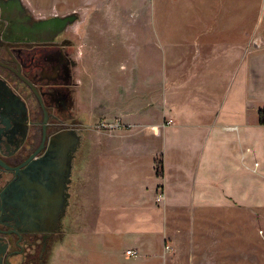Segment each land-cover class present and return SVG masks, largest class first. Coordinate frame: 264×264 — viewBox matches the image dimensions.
Here are the masks:
<instances>
[{
	"label": "rangeland",
	"instance_id": "1",
	"mask_svg": "<svg viewBox=\"0 0 264 264\" xmlns=\"http://www.w3.org/2000/svg\"><path fill=\"white\" fill-rule=\"evenodd\" d=\"M20 1L37 19L76 14L60 38L62 58L78 60L77 68L62 64L63 85L73 109L90 122L75 120L77 226L48 264H264V153L252 160L251 193L225 186L236 180L229 176L232 145L203 150L211 104L241 78L252 119L264 109V0ZM135 103L150 113L147 121L99 127L103 119L124 120L119 113ZM222 122L229 129L230 118ZM167 126L176 139L170 162L181 159L185 173L197 174L188 203L166 198ZM114 141L124 143L108 144ZM150 167L157 183L144 206L138 177H149ZM203 176L226 193L209 183L202 191ZM160 190L164 198L155 201Z\"/></svg>",
	"mask_w": 264,
	"mask_h": 264
},
{
	"label": "flooded vegetation",
	"instance_id": "2",
	"mask_svg": "<svg viewBox=\"0 0 264 264\" xmlns=\"http://www.w3.org/2000/svg\"><path fill=\"white\" fill-rule=\"evenodd\" d=\"M36 20L20 0H0V264H48L77 226L81 117L62 64L78 60L62 58L65 28L35 39Z\"/></svg>",
	"mask_w": 264,
	"mask_h": 264
},
{
	"label": "crops",
	"instance_id": "3",
	"mask_svg": "<svg viewBox=\"0 0 264 264\" xmlns=\"http://www.w3.org/2000/svg\"><path fill=\"white\" fill-rule=\"evenodd\" d=\"M157 77V76H156ZM167 79L169 76H165ZM210 77V76H209ZM140 79V76H138ZM173 80V77H171ZM154 79V76H150V87H157V82ZM156 79V78H155ZM211 79V77H210ZM237 78H235V81ZM155 81V82H154ZM140 87V86H139ZM249 85L247 82V77L245 81L241 78L236 84L231 86L229 94L222 100H218V103L215 104L213 102L212 108L215 110V115L213 120L209 122L206 127L208 128L206 133V139L204 143L203 150L209 145L210 149L217 145V142H228L229 145H232V149L234 148V152H231L230 157L234 160V165L229 167L231 172L229 176L235 175L236 180L227 181V187L237 188V186L241 187L242 191H248L251 189V193L253 191V159L258 158L256 153H264V124L259 123V118L252 119L251 117V110H250V97H249ZM167 94L165 93V99L167 103ZM193 106H191L192 108ZM141 108L138 107V104L135 103L130 110L121 111L119 114L123 117V121H133V122H144L147 121L144 118L150 115V113L143 112ZM87 125L90 123L87 113H78ZM230 118V122H228L229 129H223V125L226 124L222 122L223 119ZM126 120V121H125ZM256 121V123L254 122ZM237 126L236 129L232 128ZM231 127V128H230ZM128 129V128H126ZM173 126H167L164 134H165V144H166V153H165V174H164V181H165V191H166V198L168 201H173L174 203H188L191 198V191L195 190L197 180V174L185 173L182 170V162L180 163L181 159H176L174 163L170 162L169 150L171 145H175L174 140L168 137V134L174 131ZM136 133L134 134V137ZM134 137L131 138L134 140ZM128 139L127 141L131 140ZM124 141V140H123ZM109 142L108 144L115 143L116 145H121L124 142ZM125 141V142H127ZM231 142V143H230ZM249 145V149L246 150L245 147ZM245 146V147H244ZM119 149V148H118ZM256 155V156H255ZM153 157V156H152ZM152 157L150 160V165L152 162ZM261 168V163L259 164ZM261 173L264 174V169H261ZM205 175V174H204ZM250 176V178L248 177ZM244 177L246 179L244 180ZM248 180V184L244 183ZM157 177L153 176L151 173L150 167V174L149 177H145L144 175H139L138 182H139V189L142 193V200L143 205L145 206L146 203H149L153 192H155L154 188L156 186ZM204 183H209L211 191L219 190L221 193L225 192L226 190L223 185L218 182L219 186L217 188L212 187V181L210 177L203 176L201 181L202 191L204 189ZM233 184V186H232ZM250 184V185H249ZM249 185V186H248ZM233 187V188H232ZM192 188V189H191ZM162 191V190H160ZM188 193V194H187ZM157 201V198H154ZM187 201V202H186ZM90 241V240H88Z\"/></svg>",
	"mask_w": 264,
	"mask_h": 264
},
{
	"label": "water",
	"instance_id": "4",
	"mask_svg": "<svg viewBox=\"0 0 264 264\" xmlns=\"http://www.w3.org/2000/svg\"><path fill=\"white\" fill-rule=\"evenodd\" d=\"M76 19V14H68L63 16H52L44 19L36 20L32 26V36L35 39H52L53 36L62 31L69 23ZM79 141V136L73 137V143Z\"/></svg>",
	"mask_w": 264,
	"mask_h": 264
},
{
	"label": "built area",
	"instance_id": "5",
	"mask_svg": "<svg viewBox=\"0 0 264 264\" xmlns=\"http://www.w3.org/2000/svg\"><path fill=\"white\" fill-rule=\"evenodd\" d=\"M168 124H172L173 120L172 118L168 119ZM99 127L104 128V129H126L131 127V124H127L125 123L122 119L120 118H114L112 120H101L99 122ZM234 129L237 128V126L232 127ZM164 198V192L163 191H159L158 195H157V199H163ZM132 254H136V251H129Z\"/></svg>",
	"mask_w": 264,
	"mask_h": 264
},
{
	"label": "trees",
	"instance_id": "6",
	"mask_svg": "<svg viewBox=\"0 0 264 264\" xmlns=\"http://www.w3.org/2000/svg\"><path fill=\"white\" fill-rule=\"evenodd\" d=\"M259 123L264 124V109L259 110Z\"/></svg>",
	"mask_w": 264,
	"mask_h": 264
}]
</instances>
